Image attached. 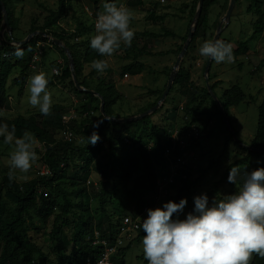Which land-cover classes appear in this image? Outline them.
<instances>
[{"label": "trees", "instance_id": "obj_1", "mask_svg": "<svg viewBox=\"0 0 264 264\" xmlns=\"http://www.w3.org/2000/svg\"><path fill=\"white\" fill-rule=\"evenodd\" d=\"M2 1L7 9L12 35L9 36L4 33L2 36L0 34V109L5 105L8 106V78H11L13 85L18 86L19 92H21L27 79L34 73L35 69H32L31 66L37 45L45 43L44 47H40L41 56H43V52L46 49H49V51L56 49L64 62L63 64L52 63V67L58 69L59 74L51 76L49 84H53V79L59 83L67 81L68 87H71L72 91L83 99V103L80 104L81 111L88 114L79 123L75 119L64 121L63 115L68 114L67 109L62 105H55L51 109V115L47 117L43 115L41 117L30 116L28 118L18 116L13 120L2 119L3 123H7L10 128L15 127L16 136H21L27 130L34 134L36 139L43 144L45 151L42 160L48 170V174L20 183L16 179L10 181L8 179V170H1L0 264H86L88 259L97 258L103 248L102 245L93 243L96 239L95 233H98L99 239L107 240L109 245H113L117 227L122 217L139 214L145 207L155 208L160 206L161 201L155 200L157 195L156 180L169 172L168 162L164 153L172 145L171 136L175 128L173 126L175 107H172V110L167 109L158 124L153 122L150 117L160 113L164 103L154 113L133 122L116 123L106 120L99 112V98L91 93L80 91L75 87L68 59L63 49L49 42L47 38L35 36L28 43L18 46L23 50L24 55L22 58H17L13 54L17 46H13L9 42L21 39L15 33L19 28L18 19L14 15L12 0ZM56 1V8L54 10L49 9L42 22L39 23L35 19L31 20L26 34L40 31L62 41L72 54L74 60L73 72L79 85L100 94L104 100L105 113L110 117L119 118L114 112L113 106L116 104L120 94H113V84L106 82L104 79H100L94 84L87 75L83 74L84 64L91 65L94 59H105V57H99L89 47L90 37L87 33L90 31V26H94L93 23L81 22L76 25L73 31L69 32L61 27L59 23L67 14V0ZM192 1L193 4L190 3L189 6L191 18L194 15L198 0ZM218 1H203L201 16L188 46V51L195 48L197 38L204 40L207 37L209 31L208 10L211 6L217 4ZM235 1L237 3L240 0ZM243 1L248 3L246 12L254 15L251 35L247 39L238 40L233 44L227 38L219 39L233 45L235 59L246 55L250 48V42L258 34L264 32V5L262 0ZM97 2L98 0H95V3ZM142 3V0H133L130 5H140ZM166 17L165 14L157 16L159 20H164ZM149 18L154 19L153 15H150ZM1 23L2 16L0 12V31L2 29ZM136 35L143 38L156 39L164 35L169 36L171 32L164 31L161 34L143 31L136 33ZM75 37L79 38L77 42L74 41ZM2 38H4V41ZM185 38L186 35L183 37V41ZM181 47L182 45L178 46L176 56ZM121 48L124 49L123 59L129 61L120 68L122 77L138 75L144 71L146 66L139 60L143 55L164 56L171 52L173 53V51L169 50L152 52L145 44L139 46L134 39L131 47L122 45ZM37 64L38 62L35 63L36 66ZM15 69L19 70V75L11 77V73ZM209 74V80H212L214 77L211 76V73ZM220 84V80L210 84L213 92ZM174 85L187 93L186 98L188 99V105H190V113L197 115L199 118L206 117L208 121L219 116V119L225 125L219 107L211 98L205 85L198 86L193 81H190V73L183 64L177 72ZM156 92L157 98L152 103L147 104L140 112H144L156 104L163 90ZM219 100L227 120L232 126L230 109L244 102L246 95L238 85H234L229 89L223 90ZM206 101H210L214 111L203 112L202 105ZM90 111L98 113L99 119L97 121L94 122L89 118ZM2 120L0 119V121ZM189 121L194 123L192 120ZM103 125L110 126L111 129H107V151L101 155V141L99 140L95 145L88 144V136H91L89 133L90 126L99 129ZM134 125L136 127L133 129L131 126ZM116 128L118 130H115ZM61 129L81 135L87 143L85 145H76L70 141H57L54 135ZM101 132L104 131L102 130ZM203 132L204 130L201 128V134ZM234 132L237 136L235 130ZM229 142L234 143L237 148L246 153L244 157L233 164V166L237 164L243 166L244 164L242 173L247 171L246 165L253 156L261 159L262 164L259 167H264V152L240 147L229 133L225 138L224 153ZM194 145L199 146L198 141H195L191 147ZM247 145L257 150H264V99L258 105L256 133ZM74 153L78 154V161L74 160ZM172 155L178 156L179 152L176 150ZM68 168L72 169L70 176L66 173ZM191 170L192 167L187 164L185 169L181 171V174L186 177L176 176L174 184L170 186L169 195L165 197L167 201L178 202L180 198L186 197L188 203H193L194 191L203 176L199 175L193 178L190 173ZM93 171L100 178L95 185H92L90 190H87L84 184ZM136 176L138 177L136 178ZM67 179L75 180L71 189L63 186ZM132 181L142 185L138 188L139 190L128 188L129 183ZM239 181L240 183L242 182V180ZM172 191H175V193L173 194ZM218 192L219 189L215 188L205 193L208 196L217 194L215 200L223 199ZM90 198H94L98 202L96 216L93 215L90 208ZM127 198L132 203L128 202ZM126 202L130 206L127 207L129 209L124 211ZM50 225L51 227L49 228ZM68 227L72 229L69 253L64 251L66 245L64 229ZM47 228H49L48 232ZM41 235L44 237L43 243L38 241V236ZM143 235L144 233L140 229L125 247L118 249L119 258L116 259L117 263L123 264L126 250L129 249L134 241H141ZM138 258L143 260L144 264H147L143 253ZM250 264H264V257L253 253Z\"/></svg>", "mask_w": 264, "mask_h": 264}, {"label": "rangeland", "instance_id": "obj_2", "mask_svg": "<svg viewBox=\"0 0 264 264\" xmlns=\"http://www.w3.org/2000/svg\"><path fill=\"white\" fill-rule=\"evenodd\" d=\"M133 0H116L118 4L126 6L132 15L130 26L135 32L134 40L139 46L146 45L152 52L160 51H173V53L166 54L165 56H153L143 55L139 58L144 64L145 69L140 75H120V68L129 61L124 60V49L118 50L113 56L105 57L109 67L103 74H98L95 70L91 69V65H85L83 68V74L87 75L92 83L96 84L100 79L106 80L113 84V94L119 93L120 96L114 104V112L119 118L124 116H136L147 104L152 103L157 98V92L164 90L172 66L176 61V51L179 45H183V37L187 34L190 22L192 20L189 10V3L193 4L192 0H165L164 3L159 0H142L140 5H130ZM192 1V2H191ZM104 0H67L68 11L64 18L59 22L60 26L64 29L73 31L77 24L81 22L95 23V19L99 13L103 11ZM56 0H12L13 11L15 17L18 19V30L16 33L20 40L24 39L28 34L31 20L35 19L39 23L43 21L48 10H54L56 8ZM228 0H219L217 4L209 8L208 14V26L209 31L207 37L204 40L197 38L195 42V48L190 51H186L184 58L180 64L185 66L190 73V81H193L195 85L203 86L206 84V80L203 74L204 66L207 58L199 55V47L204 41L212 40L215 30L222 20L226 11ZM248 3L240 0L235 3V8L232 13L229 24L222 31L220 38H227L233 44L238 40L247 39L252 33V22L254 15L246 12ZM89 12L92 16H89ZM157 14L168 15L164 20H159ZM150 15H153L154 19H150ZM91 17V18H90ZM85 23V24H86ZM93 23V25H94ZM90 31L87 35H95L94 26H90ZM148 31L152 33H163L164 31L171 32L169 36H161L154 38H143L136 33ZM14 33V34H15ZM188 49V48H187ZM250 52L248 57H238L234 63H221L220 73L217 74V63L214 61L211 64L210 71L211 76L214 78L208 82L211 84L215 81L216 76L221 80V85L215 89V95L219 99L221 93L225 89H229L234 85H238L246 95V100L240 103L237 107L230 109L232 128L237 133V138L245 145L249 143L250 139L256 133L257 119H258V105L264 99V84L261 81L264 80V32L258 34L250 42ZM169 59V60H168ZM238 60V61H237ZM52 63L63 64V58L57 52L56 49L44 50L43 56L38 61V64L34 70V73L44 72L48 79L54 74L56 68L52 67ZM11 77L19 75V70H14L11 73ZM30 77L27 79L26 84L21 92L19 87L13 85L11 78L7 80L8 85V106H3L0 109V119L13 120L18 116L28 118L30 116L41 117L38 108H33L28 104V84ZM48 84V90L50 91L53 99V106L62 105L67 109L68 114L63 115L64 121L69 119H75L78 123L82 121L88 113L81 111V103L83 99L77 96L71 87H68V82L63 83L55 82ZM153 91V92H152ZM186 92L181 88L172 84L171 90L167 95V102H163L164 106L160 113H156L150 117L153 122L160 123L166 110H172L175 107V116L173 118V126L175 128H181L186 121L192 120L199 125V128H203L204 132L201 134V138L198 140L199 146L194 145L188 149L191 155L188 158V165L192 167L191 175L193 178L202 175L201 182L197 185L194 195L205 193L206 191H212L215 188L219 189L218 194L224 198V196L233 194L240 187V181L236 184H230L227 182V175L229 169L233 164L246 155L244 151L237 148L234 143L229 142L226 152L224 153L225 138L228 136L229 131L225 125L219 119V116L213 120L208 121L206 117L199 118L197 115L190 113L188 105V99L186 98ZM52 106V107H53ZM161 107V106H160ZM204 111H214L210 101H206L202 105ZM100 112V111H99ZM101 114V113H100ZM89 118L92 121H97L98 113L90 111ZM43 119V118H42ZM0 122H3L0 121ZM133 129L136 127L131 126ZM101 129V130H100ZM110 126L103 125V127L97 129L94 126L89 127V133L92 135L96 132L100 136L101 141V155L106 153L108 145V130ZM104 132H101V131ZM115 130H118L117 128ZM66 130L61 129L54 135L55 139L65 140L75 143L76 145H85L87 142L81 135L72 132L71 140L66 139ZM101 133V134H100ZM19 137V136H17ZM38 141V140H37ZM236 143V142H235ZM201 147V148H200ZM242 147V146H240ZM244 148V147H243ZM12 151V146L7 145L0 138V179L2 177L1 170L9 171V154ZM36 151L38 152L39 159L33 164L31 170L27 174H22L17 170L15 179L20 183L30 181L33 178L41 177L44 174L46 167L43 164L42 156L45 151L43 144L38 141L36 145ZM188 154V155H189ZM74 160L78 161V154L74 153ZM72 155V157H73ZM261 159L255 156L250 158V162L246 165L247 171H252L259 167ZM246 164V163H245ZM238 166L241 170L244 166ZM72 169L68 168L66 173L70 176ZM138 176H136L137 178ZM100 178L95 171L88 177L84 184L87 190H90L92 185L97 183ZM75 183V180L67 179L65 186L67 189H71V186ZM142 186L137 182L132 181L129 183V189H138ZM194 189V188H193ZM139 190V189H138ZM173 194L175 191H172ZM217 194L209 195V203L211 204L215 200ZM129 197V196H128ZM128 202L132 203L129 198ZM162 202H167V198H162ZM126 202L125 209L130 206ZM160 204V206H161ZM89 205L93 212V215H97L98 202L94 198L89 199ZM193 203H187L184 209V213L192 210ZM11 206V205H9ZM183 213L180 218H183ZM51 225L49 226V228ZM47 228V232L49 230ZM64 239L66 245L64 251L67 253L71 249V231L70 227L65 228ZM43 235V234H42ZM38 236V241L43 243L44 237ZM142 241V240H141ZM141 241H134L129 249L125 252L124 264H144L143 260L138 257L143 253ZM127 243H125L126 245Z\"/></svg>", "mask_w": 264, "mask_h": 264}, {"label": "clouds", "instance_id": "obj_3", "mask_svg": "<svg viewBox=\"0 0 264 264\" xmlns=\"http://www.w3.org/2000/svg\"><path fill=\"white\" fill-rule=\"evenodd\" d=\"M131 20V11L126 6L116 0H104L103 11L95 19V35L91 36L89 47L99 57L113 56L122 45L131 47L135 37ZM13 54L17 58L24 55L18 46ZM199 55L217 64L235 62L233 45L219 39L204 41ZM108 67L105 59L91 62V69L98 74H103ZM48 84L44 72L32 75L28 84V104L38 108L45 117L51 115L53 106ZM0 138L12 146L8 179L14 180L17 170L29 173L39 159L35 135L26 130L17 137L15 127L0 122ZM88 139V144L95 145L100 136L93 132ZM238 180L242 182L236 192L211 204L206 193L194 195V206L187 213H184L186 197L147 209L140 226L147 264H250L253 253L264 257V167L242 173L238 166H231L227 182L236 184ZM118 258L119 252L113 258L116 264H119Z\"/></svg>", "mask_w": 264, "mask_h": 264}, {"label": "built area", "instance_id": "obj_4", "mask_svg": "<svg viewBox=\"0 0 264 264\" xmlns=\"http://www.w3.org/2000/svg\"><path fill=\"white\" fill-rule=\"evenodd\" d=\"M159 2L164 3L165 0H159ZM89 16H92L89 12ZM94 23V22H93ZM95 24V23H94ZM71 32V31H70ZM1 34V32H0ZM2 35V34H1ZM50 37V36H49ZM51 42L49 39H47ZM79 38L75 37L74 41L77 42ZM11 45L14 42L11 41ZM16 46V45H13ZM45 43H39L37 45V49L33 56V64L32 69L36 68L35 63L40 60L41 56V48L44 47ZM55 75L59 74V70L55 69ZM72 132H66V139L71 140ZM201 138V129L196 123H191L190 121H186L185 124L181 128H174L171 136V147H168L165 150V157L167 159V164L169 167V172L157 178L156 187H157V195L155 196L156 201H160L162 198H165L169 195L171 188L170 186L174 184L176 176L180 175L182 178L186 176L181 174V171L185 169V166L188 164V158L191 156L188 152V148L192 143L198 141ZM178 151L179 155H172L174 151ZM189 154V155H188ZM44 174H48L47 168L44 169ZM149 209L145 207L139 214L136 215H127L122 217L120 220V224L117 227V234L115 236V243L113 245H109L107 240L99 239L98 233H95V241L94 244L102 245L101 249L95 261H89L87 264H116L113 258L116 256L118 249L125 246V243H129L137 234V232L141 229L142 219L146 216V210Z\"/></svg>", "mask_w": 264, "mask_h": 264}, {"label": "water", "instance_id": "obj_5", "mask_svg": "<svg viewBox=\"0 0 264 264\" xmlns=\"http://www.w3.org/2000/svg\"><path fill=\"white\" fill-rule=\"evenodd\" d=\"M203 1L204 0H198V2H197L194 15L192 17L188 32L186 34V38H185L184 43H183V45L181 47V50L179 51V53H178V55L176 57L175 63L172 66V69H171L167 84H166V86H165V88H164V90H163V92L161 94V97L159 98V100L156 102V104L153 107H151L150 109H148V110H146V111H144V112H142V113H140V114H138L136 116H129V117H124V118H114V117L108 116L105 113V111H104V100H103L102 96L100 94H98L97 92H95L94 90L86 89V88H84V87L79 85V83H78V81L76 79V76H75V74L73 72L74 71V60H73L72 54H71L69 48L62 41H60L59 39L51 38L47 34H45L43 32H40V31H34L32 33H29L24 39H22V40H12V42H14L13 45L21 46V45H24V44L28 43L35 36H42L44 38L49 39L53 44H55L56 46L60 47L65 52V54L67 56V59H68V64H69V68H70V71H71L72 80L74 82L75 87L78 90H80V91L91 93V94H93V95H95V96H97L99 98V100H100L99 111H100L101 115H103V117L106 120H109L111 122H116V123L133 122V121L139 120V119H141V118H143V117H145L147 115H150L151 113H154L158 108H160V106L165 101L167 95L169 94V92L171 90L172 84L175 81V78L177 76V72H178V70L180 68V64H181V62H182V60L184 58V55H185V53L187 51V48H188V46H189V44H190V42H191V40L193 38L194 31L196 30L199 18L201 16ZM235 3H236L235 0H228V5H227V8H226V11H225V13L223 15L222 20L219 22V24H218V26H217V28L215 30V33L213 35L212 40L220 39L222 31L226 28V26L230 22L232 13H233L234 8H235ZM0 12H1V16H2V23H1L2 24V29H1L0 32H1L2 35H4V33H6L7 35L11 36L12 35V30H11L10 23H9L8 13H7L6 6L4 5L2 0H0ZM2 39L4 41V38H2ZM10 43L11 42H9V44ZM211 63H212V60L206 59L205 66H204V71H203V74H204V77H205V80H206L205 87H206L208 93L210 94L211 98L213 99V101L218 105L219 110H220V112L222 114L223 120L225 122V125H226L229 133L232 135L233 140L239 146H242L245 149L252 150V151L264 152V150H257L255 148H252V147H250L248 145L243 144L237 138V136L235 135V132H234L232 126L229 124V122L227 120V116H226V114H225V112L223 110V107H222V105L220 103V100L216 97L215 93L211 89L210 84L208 82V75H209Z\"/></svg>", "mask_w": 264, "mask_h": 264}, {"label": "crops", "instance_id": "obj_6", "mask_svg": "<svg viewBox=\"0 0 264 264\" xmlns=\"http://www.w3.org/2000/svg\"><path fill=\"white\" fill-rule=\"evenodd\" d=\"M262 2H263V5H264V0H262ZM189 6H190V3H189ZM166 16H168V15H166ZM166 18H167V17H166ZM249 53H251V52H250V49H249L248 53H247L246 55H244V56L247 58ZM168 55H170V54H168ZM164 56H165V55H164ZM166 56H167V55H166ZM239 57H241V56H239ZM237 58H238V57H237ZM237 58H236V59H237ZM168 60H169V59H168ZM238 60H239V58H238ZM238 60H237V61H238ZM220 65H221V64H217V66H216V67H217V70H216L217 74H219V73L221 72V71H220ZM141 74H142V73H141ZM138 75H140V74H138ZM126 76H127V75H126ZM218 80H220V79H219V77L216 76L215 81H218ZM220 81H221V80H220ZM261 83L264 84V80L261 81ZM220 85H221V84H220ZM220 85H219V86H220ZM236 107H237V106H236ZM232 108H234V107H232ZM232 108H231V109H232ZM200 148H201V147H200Z\"/></svg>", "mask_w": 264, "mask_h": 264}]
</instances>
